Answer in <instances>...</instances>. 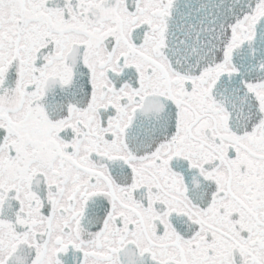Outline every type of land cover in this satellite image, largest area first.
Here are the masks:
<instances>
[{
	"label": "snow or ice",
	"instance_id": "1",
	"mask_svg": "<svg viewBox=\"0 0 264 264\" xmlns=\"http://www.w3.org/2000/svg\"><path fill=\"white\" fill-rule=\"evenodd\" d=\"M0 264H264V0H0Z\"/></svg>",
	"mask_w": 264,
	"mask_h": 264
}]
</instances>
